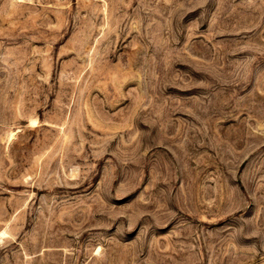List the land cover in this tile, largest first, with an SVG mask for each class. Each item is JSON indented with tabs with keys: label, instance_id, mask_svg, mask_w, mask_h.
<instances>
[{
	"label": "rangeland",
	"instance_id": "1",
	"mask_svg": "<svg viewBox=\"0 0 264 264\" xmlns=\"http://www.w3.org/2000/svg\"><path fill=\"white\" fill-rule=\"evenodd\" d=\"M0 264H264V0H0Z\"/></svg>",
	"mask_w": 264,
	"mask_h": 264
},
{
	"label": "bare ground",
	"instance_id": "2",
	"mask_svg": "<svg viewBox=\"0 0 264 264\" xmlns=\"http://www.w3.org/2000/svg\"><path fill=\"white\" fill-rule=\"evenodd\" d=\"M4 232H2V234H3Z\"/></svg>",
	"mask_w": 264,
	"mask_h": 264
}]
</instances>
